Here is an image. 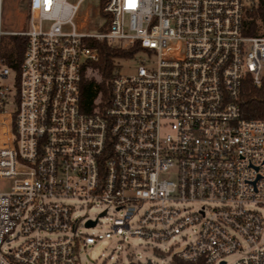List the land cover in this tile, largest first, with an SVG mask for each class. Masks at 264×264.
<instances>
[{"label":"built area","instance_id":"built-area-1","mask_svg":"<svg viewBox=\"0 0 264 264\" xmlns=\"http://www.w3.org/2000/svg\"><path fill=\"white\" fill-rule=\"evenodd\" d=\"M80 1L24 0L25 30L0 23V37L26 40L12 96L0 57V264H82L87 245L126 236L164 257L160 245L187 232L170 259L264 264V119L240 108L243 83L264 79L248 0H103L94 33L73 22ZM92 38L139 50L87 113ZM92 205L93 217L75 214Z\"/></svg>","mask_w":264,"mask_h":264},{"label":"trees","instance_id":"trees-1","mask_svg":"<svg viewBox=\"0 0 264 264\" xmlns=\"http://www.w3.org/2000/svg\"><path fill=\"white\" fill-rule=\"evenodd\" d=\"M103 0L100 6H103ZM101 13H104L101 10ZM245 33L264 34V0H248L245 5ZM107 27L105 22L103 29ZM25 37L19 35H4L0 37V57L5 64L17 73L25 48ZM86 44L97 51V59L88 62L82 71V79L79 90L80 109L90 113L100 110L109 101L110 78L117 61L129 59L139 50L134 44L129 48L122 47L118 43L106 39H88ZM241 115L244 118L264 119V79L261 84L255 86L248 78L242 86L240 94ZM168 264H206L203 260L187 262L172 257Z\"/></svg>","mask_w":264,"mask_h":264},{"label":"rangeland","instance_id":"rangeland-1","mask_svg":"<svg viewBox=\"0 0 264 264\" xmlns=\"http://www.w3.org/2000/svg\"><path fill=\"white\" fill-rule=\"evenodd\" d=\"M68 1L73 3L76 0ZM100 1L81 0L79 11L73 19L75 25L92 33L101 31L106 18L101 13ZM0 23L5 31L25 30L27 22L24 0H0ZM136 65L137 63L133 59H120L117 61V67L121 74L134 73ZM5 83L12 96L16 89V85H14L15 72H11ZM98 210L99 208L94 205L77 207L75 214L84 219L93 217ZM104 227L105 224H102L101 227L97 226L95 230L104 229ZM85 231L89 232V230ZM185 236V238H181L180 235H176L160 245L165 252H168L164 254V257L156 253L152 246L146 244L143 239L136 236H126L122 240L113 237L112 239H102L93 245H87L80 252V260L82 264H146L147 260H150V264H168L170 252L182 249L185 242L192 238L190 232H187ZM239 256L240 254L237 252L227 255L225 257L226 263L231 264Z\"/></svg>","mask_w":264,"mask_h":264},{"label":"water","instance_id":"water-1","mask_svg":"<svg viewBox=\"0 0 264 264\" xmlns=\"http://www.w3.org/2000/svg\"><path fill=\"white\" fill-rule=\"evenodd\" d=\"M94 224V221H88L86 223L87 226H90V225H93ZM146 264H150V260H147Z\"/></svg>","mask_w":264,"mask_h":264}]
</instances>
